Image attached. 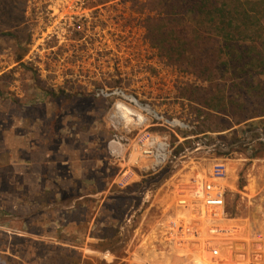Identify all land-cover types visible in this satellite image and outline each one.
I'll use <instances>...</instances> for the list:
<instances>
[{"label": "rangeland", "instance_id": "obj_1", "mask_svg": "<svg viewBox=\"0 0 264 264\" xmlns=\"http://www.w3.org/2000/svg\"><path fill=\"white\" fill-rule=\"evenodd\" d=\"M143 2H109L99 20L104 32L82 39L79 32L41 33L46 9L39 0H0V117L15 114L6 112L7 99L25 105L7 88L28 94L32 75L40 102H50L34 113L40 132L63 126L57 141L86 140L80 165L69 148L59 150L58 158L68 160L63 177L35 202H23L19 191L0 194V264H211L213 246L222 259L252 262L248 256L255 253L253 264H264V116L240 123L239 116H207L198 103L210 99L202 92L210 83L160 57L145 38L143 22L154 13ZM117 92L150 112L129 110L132 104ZM253 109L264 111V103ZM140 118L145 125H138ZM144 126L167 141L169 160L145 169L133 152L137 163L122 158L119 166L117 138H133ZM120 148L122 154L128 149ZM218 160L226 161L229 174L217 228L236 227L232 237L211 231L200 210H191L193 216L177 205L188 180Z\"/></svg>", "mask_w": 264, "mask_h": 264}, {"label": "trees", "instance_id": "obj_2", "mask_svg": "<svg viewBox=\"0 0 264 264\" xmlns=\"http://www.w3.org/2000/svg\"><path fill=\"white\" fill-rule=\"evenodd\" d=\"M141 8L154 13L143 24L160 57L210 83L202 90L210 99L197 102L207 116H264L253 109L264 103V0H145Z\"/></svg>", "mask_w": 264, "mask_h": 264}, {"label": "built area", "instance_id": "obj_3", "mask_svg": "<svg viewBox=\"0 0 264 264\" xmlns=\"http://www.w3.org/2000/svg\"><path fill=\"white\" fill-rule=\"evenodd\" d=\"M38 1V0H37ZM44 5L46 11L42 13V24H45V32L49 38L55 36L58 38L59 34L64 36L70 35L72 32H79L82 34V39H90L87 35L101 34L104 32V26L99 23L100 19H104L106 15V6L108 0L104 2H91L90 0H39ZM114 27L109 23L108 30ZM101 32V33H100ZM85 44L88 45L87 41ZM94 44V43H93ZM42 43L36 39L32 43V47H40ZM106 94V93H105ZM114 94L120 95L121 98L127 99L132 105H128L129 110L134 109L140 111L141 114L150 112L147 105L143 106L136 101L134 97L125 95L122 92ZM124 103V102H123ZM133 107V108H132ZM138 108V109H137ZM131 110V111H134ZM146 124L145 119H140L138 125L143 126ZM117 148L115 150L118 161L126 158L127 162H131L133 166L136 159H132L133 152L138 153L140 164L146 169L152 165H163L169 160V146L164 137L154 134L147 130L144 126L138 134L129 138L124 136L117 138ZM123 142V143H122ZM122 143V144H121ZM121 145H126L125 153L122 154ZM119 149V150H118ZM229 165L225 160H218L212 164L209 171L204 175H194L188 180L185 187H182L178 193L177 205L185 210H200V214L208 217V222L212 225L211 231L221 232L226 234L227 237L235 236L237 228L232 227L229 230L219 229L221 226L219 215H223L224 197L226 193L225 181L229 174ZM126 173V171H125ZM202 211L204 213H202ZM192 214V213H191ZM195 216V214H192ZM261 239V237H258ZM225 240V239H224ZM227 241V240H226ZM211 244L210 240L208 241ZM211 264H253L257 261L256 255L248 256L255 257L252 262L248 259L237 261L236 259H222L219 248L213 246L210 249ZM247 262V263H244Z\"/></svg>", "mask_w": 264, "mask_h": 264}, {"label": "crops", "instance_id": "obj_4", "mask_svg": "<svg viewBox=\"0 0 264 264\" xmlns=\"http://www.w3.org/2000/svg\"><path fill=\"white\" fill-rule=\"evenodd\" d=\"M22 77L25 80L24 74H22ZM33 79L32 75L30 79H26L27 82L31 83L28 94L23 90L14 91V87L12 89L7 88L8 96H18L19 101L25 102V105L15 106V103L7 99L5 102L6 112L11 110L15 114L10 118L0 117V194L19 191L23 202L25 200L35 202L36 195L38 197L41 193L51 191L52 187H57L58 180L63 177L64 164L68 162L67 159L64 162L63 159L58 158L61 148H65V150L69 148L67 149L68 153L70 151L76 154L77 160L75 162L79 165L83 162L82 151L86 148L84 146L86 140L66 139L64 142L57 141L56 137L60 136L61 130H65L63 126L60 127L59 132H40L42 123L34 113L37 111L38 106L43 105L46 107L50 102L47 100L40 102L41 97L37 95L38 92L40 93V89L38 85L32 84ZM44 110L45 114L49 112L48 109ZM15 120L17 121L14 122ZM49 122L47 124H50ZM50 127L51 125H48L45 129L49 130ZM76 137H78V134ZM79 155L81 156L79 157ZM118 164L120 166V161ZM121 170L120 167L119 173H121ZM3 184L11 186V188L4 189ZM36 206L37 203L33 207ZM17 207L23 209L20 204ZM18 214L25 216L26 213L20 211ZM252 255H255V253H251L249 256Z\"/></svg>", "mask_w": 264, "mask_h": 264}, {"label": "bare ground", "instance_id": "obj_5", "mask_svg": "<svg viewBox=\"0 0 264 264\" xmlns=\"http://www.w3.org/2000/svg\"><path fill=\"white\" fill-rule=\"evenodd\" d=\"M122 106V105H121ZM141 119V118H140Z\"/></svg>", "mask_w": 264, "mask_h": 264}]
</instances>
